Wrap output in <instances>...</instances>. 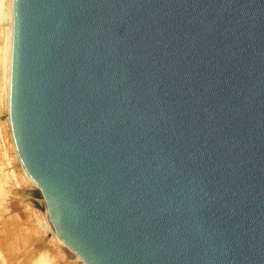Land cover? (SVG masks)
<instances>
[{
	"label": "water",
	"instance_id": "water-1",
	"mask_svg": "<svg viewBox=\"0 0 264 264\" xmlns=\"http://www.w3.org/2000/svg\"><path fill=\"white\" fill-rule=\"evenodd\" d=\"M10 122L77 264H264V0H14Z\"/></svg>",
	"mask_w": 264,
	"mask_h": 264
},
{
	"label": "rangeland",
	"instance_id": "rangeland-1",
	"mask_svg": "<svg viewBox=\"0 0 264 264\" xmlns=\"http://www.w3.org/2000/svg\"><path fill=\"white\" fill-rule=\"evenodd\" d=\"M5 21L0 18V30H4ZM2 30L0 42L3 44ZM5 119L0 90V264H77L65 246L53 239L50 225L29 198L32 191L16 166L12 135ZM43 219L48 231L42 226Z\"/></svg>",
	"mask_w": 264,
	"mask_h": 264
},
{
	"label": "bare ground",
	"instance_id": "bare-ground-1",
	"mask_svg": "<svg viewBox=\"0 0 264 264\" xmlns=\"http://www.w3.org/2000/svg\"><path fill=\"white\" fill-rule=\"evenodd\" d=\"M4 18L6 21L4 30H2V37L3 39V46L0 48V90H1V100L5 104V115H6V121L9 126V130L11 131V140H12V145L13 149L15 152V156L17 159V167L18 169L23 173V170L21 168L19 159H18V154L15 146V141L13 137V132L11 128V122H10V87H11V71H12V54H13V39H14V28H15V20H14V0H0V18ZM0 30V31H1ZM1 35V33H0ZM1 38V37H0ZM6 126V125H5ZM7 136V135H6ZM5 138V137H4ZM7 145V144H6ZM4 155V154H3ZM11 157V156H10ZM15 158V157H14ZM11 168V167H10ZM9 169V168H8ZM18 171V170H17ZM19 172V171H18ZM24 174V173H23ZM21 178V177H20ZM24 181V180H23ZM8 182V181H7ZM9 183V182H8ZM11 184V183H10ZM22 184V183H21ZM18 187V186H17ZM20 187V186H19ZM22 187V185H21ZM25 189V188H24ZM23 189V190H24ZM20 190V189H19ZM26 191V190H25ZM29 197L32 199L33 203H36L37 207L38 203L33 195V193H30ZM36 208V207H35ZM40 209V208H39ZM41 217H43L41 211H40ZM38 221V220H37ZM43 227L47 230L48 229V224L44 222V219L42 220ZM41 226V225H40ZM50 227V226H49ZM43 228V229H44ZM51 232H52V237L53 239H58L62 244L63 242L56 236L52 228L50 227ZM48 231V230H47ZM54 241V240H53ZM56 242V241H55ZM64 245V244H63ZM57 246V244H56ZM65 246V245H64ZM61 247V246H60ZM58 246L57 248L60 249ZM62 248V247H61ZM66 248V247H65ZM67 249V248H66ZM63 250V249H62ZM50 251V250H48ZM53 253V249L51 250ZM51 253V254H52ZM59 255V254H58ZM67 255V254H66ZM65 255V256H66ZM65 260V259H64ZM67 260V259H66Z\"/></svg>",
	"mask_w": 264,
	"mask_h": 264
}]
</instances>
